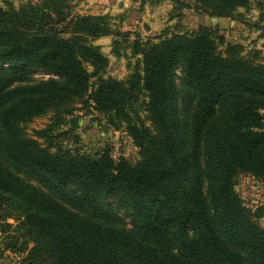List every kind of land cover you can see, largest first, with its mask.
Listing matches in <instances>:
<instances>
[{"label":"trees","instance_id":"16d2710c","mask_svg":"<svg viewBox=\"0 0 264 264\" xmlns=\"http://www.w3.org/2000/svg\"><path fill=\"white\" fill-rule=\"evenodd\" d=\"M191 1L229 20L250 3ZM164 33L130 44L136 63L118 80L90 43L114 36L121 55L109 16H74L68 0L0 6V234L20 264H264L263 208L235 191L241 175L264 182L259 53L216 27ZM74 104L129 137L138 160L59 143L78 127ZM48 113L28 137L24 126Z\"/></svg>","mask_w":264,"mask_h":264},{"label":"rangeland","instance_id":"374dc122","mask_svg":"<svg viewBox=\"0 0 264 264\" xmlns=\"http://www.w3.org/2000/svg\"><path fill=\"white\" fill-rule=\"evenodd\" d=\"M29 1L34 0H0V6L11 4L17 7ZM146 1L142 3V0H68L72 15H107L110 17L113 31L121 33L118 39L121 40L123 47L119 57L111 53L114 36L90 41L91 44L99 46L101 53L107 57V75L124 80L132 72L136 57L130 56L129 46L136 38L141 42L149 39L156 42L155 37L164 31V35L170 36L173 33L191 32L200 26L218 28L224 35L225 43L241 45L244 54L249 53L251 56L257 51L259 53L257 61L264 65V39L258 37L260 31L253 27V24L264 26V0H250L247 10H237L243 16L234 20L209 16L205 11L197 9L191 0H182L188 3L189 8H183L180 12L174 8L170 0ZM34 77L41 79L47 78V75L42 71H36ZM73 107L76 109L73 117H76L78 127L71 134L67 133L57 138L59 143L67 147L81 148L83 151L96 150L108 145L114 159L121 156L130 163L138 160L137 148L123 132H106L103 130L102 116L86 112L81 109V104H74ZM139 114L142 118L145 117L142 109L139 110ZM51 117L52 114L48 113L26 124L24 126L26 135L34 138L33 131L43 129L50 123ZM69 128L70 126L65 125L61 130L67 132ZM75 134L80 137L77 142L73 139ZM39 142L43 144L42 140ZM235 191L247 207L253 210L263 208L264 211V182H259L248 175H241L237 179ZM7 223L14 225L12 219H7ZM260 225L264 228V212ZM4 245V236L0 234V258L3 262L6 264L7 260V264H20L23 256L3 250Z\"/></svg>","mask_w":264,"mask_h":264},{"label":"crops","instance_id":"0c3cea01","mask_svg":"<svg viewBox=\"0 0 264 264\" xmlns=\"http://www.w3.org/2000/svg\"><path fill=\"white\" fill-rule=\"evenodd\" d=\"M7 263H8V262H7V260H6V264H7ZM0 264H5L1 258H0Z\"/></svg>","mask_w":264,"mask_h":264}]
</instances>
